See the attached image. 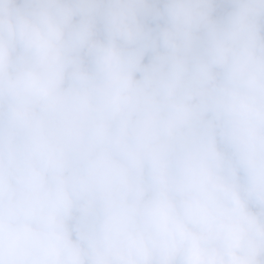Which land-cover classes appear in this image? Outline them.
<instances>
[{"label": "clouds", "instance_id": "1", "mask_svg": "<svg viewBox=\"0 0 264 264\" xmlns=\"http://www.w3.org/2000/svg\"><path fill=\"white\" fill-rule=\"evenodd\" d=\"M0 264H264V0H0Z\"/></svg>", "mask_w": 264, "mask_h": 264}]
</instances>
